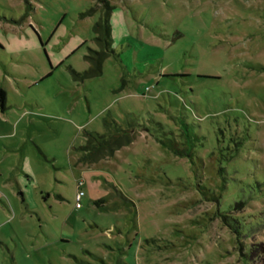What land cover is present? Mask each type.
Wrapping results in <instances>:
<instances>
[{
    "label": "rangeland",
    "instance_id": "1",
    "mask_svg": "<svg viewBox=\"0 0 264 264\" xmlns=\"http://www.w3.org/2000/svg\"><path fill=\"white\" fill-rule=\"evenodd\" d=\"M101 1L117 55L77 80ZM0 10V264H264V0ZM182 122L191 157L161 144ZM121 130L112 156L82 159L86 133Z\"/></svg>",
    "mask_w": 264,
    "mask_h": 264
},
{
    "label": "trees",
    "instance_id": "2",
    "mask_svg": "<svg viewBox=\"0 0 264 264\" xmlns=\"http://www.w3.org/2000/svg\"><path fill=\"white\" fill-rule=\"evenodd\" d=\"M103 3V12L100 14L97 22L93 26V32L95 36L92 37L94 40L95 47L89 48V53L86 56L89 65L82 71H76L69 67L71 70L72 77L83 81L85 78L98 76L102 74L103 61L108 56L117 55L115 49L112 47V36H111V24L110 14L113 6L109 5L105 1ZM94 11V8L90 7L88 10L81 12L82 16ZM0 18H2L0 16ZM6 21L19 24L21 18H14L9 15V18L3 17ZM85 42H83L84 44ZM0 45V51L2 50ZM8 109L6 91L0 86V111L4 112ZM129 130H121L117 133L105 136V135H93L92 133H86V141L83 145L78 147L79 151H82V159L86 162H94L108 156H112L117 148L122 146L125 142H129L133 136L128 135ZM181 139H165L161 141V144L169 148L176 156L179 157H191L195 150L192 140L198 136L189 130L187 124L182 122L180 133L177 134ZM189 143V144H188ZM191 143V144H190ZM198 190L206 196V191L202 185L197 186ZM211 199V198H210Z\"/></svg>",
    "mask_w": 264,
    "mask_h": 264
},
{
    "label": "built area",
    "instance_id": "3",
    "mask_svg": "<svg viewBox=\"0 0 264 264\" xmlns=\"http://www.w3.org/2000/svg\"><path fill=\"white\" fill-rule=\"evenodd\" d=\"M83 191L81 189L78 188V191L76 193V197H75V207L76 208H80L81 207V198L83 196Z\"/></svg>",
    "mask_w": 264,
    "mask_h": 264
},
{
    "label": "crops",
    "instance_id": "4",
    "mask_svg": "<svg viewBox=\"0 0 264 264\" xmlns=\"http://www.w3.org/2000/svg\"><path fill=\"white\" fill-rule=\"evenodd\" d=\"M0 13H1V10H0ZM13 16V15H12ZM1 20V19H0ZM4 21V23H11V22H8V21H6V20H3ZM24 22V20L22 21V22H20L19 24H21V23H23ZM13 75V74H12ZM11 77H14V76H11ZM8 78H10V77H8ZM5 90V89H4ZM6 97H7V94H6ZM8 109H9V106H8ZM1 112V111H0ZM5 112V111H4ZM82 207V206H81ZM80 207V208H81Z\"/></svg>",
    "mask_w": 264,
    "mask_h": 264
}]
</instances>
